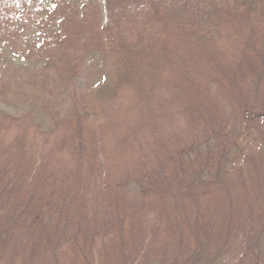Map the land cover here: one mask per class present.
<instances>
[{"label": "trees", "instance_id": "obj_1", "mask_svg": "<svg viewBox=\"0 0 264 264\" xmlns=\"http://www.w3.org/2000/svg\"><path fill=\"white\" fill-rule=\"evenodd\" d=\"M30 1L0 0V20ZM104 2L96 89L72 36L39 77L0 80L25 107L0 110V264L236 263L215 259L264 237V0ZM229 104L257 141L239 169Z\"/></svg>", "mask_w": 264, "mask_h": 264}, {"label": "rangeland", "instance_id": "obj_2", "mask_svg": "<svg viewBox=\"0 0 264 264\" xmlns=\"http://www.w3.org/2000/svg\"><path fill=\"white\" fill-rule=\"evenodd\" d=\"M89 1H92V5ZM104 3V0H31L20 19L0 20V80L20 82L35 75L39 77L38 70L51 56L54 42L61 37L72 36V45L84 55L86 62L80 90L85 93L96 89L111 69L109 62L100 52L101 45L105 43V39L99 35L103 24L101 18ZM9 103L10 105L6 106L0 100V110L17 114L25 109L22 101L11 99ZM225 112L228 124L221 140L229 145L228 140L235 139L236 144H230L234 149L231 151V157L237 163L234 169H239L245 164L243 150L246 146L242 138L247 137L242 136V132L246 129L242 127L241 114L236 111V106L229 104ZM247 141L257 142L255 137H249ZM212 143L215 144V139ZM136 207L140 208L139 205ZM262 224L264 226V217ZM240 235L232 241L225 255L217 256L215 261L221 257L236 256V263L230 260L220 264H264L263 234L255 244L253 238L245 239ZM243 244L254 246L256 251L242 255L241 252L245 249H240V246ZM19 247L24 249L25 244H20ZM176 260L175 257L171 264H178ZM223 260L220 259L226 262ZM97 264H100V259Z\"/></svg>", "mask_w": 264, "mask_h": 264}]
</instances>
